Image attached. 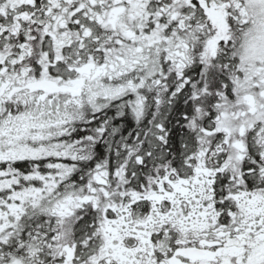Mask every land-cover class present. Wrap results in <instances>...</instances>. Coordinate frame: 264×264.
<instances>
[{
	"label": "snow or ice",
	"instance_id": "1",
	"mask_svg": "<svg viewBox=\"0 0 264 264\" xmlns=\"http://www.w3.org/2000/svg\"><path fill=\"white\" fill-rule=\"evenodd\" d=\"M0 264H264V0H0Z\"/></svg>",
	"mask_w": 264,
	"mask_h": 264
}]
</instances>
